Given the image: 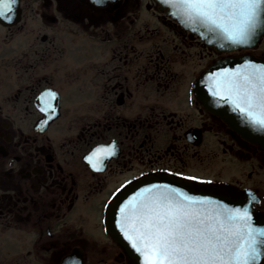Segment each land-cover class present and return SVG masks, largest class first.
<instances>
[{
	"label": "flooded vegetation",
	"instance_id": "obj_1",
	"mask_svg": "<svg viewBox=\"0 0 264 264\" xmlns=\"http://www.w3.org/2000/svg\"><path fill=\"white\" fill-rule=\"evenodd\" d=\"M13 7L0 18V264H138L109 212L161 177L247 194L264 215V145L196 89L220 57L264 60L263 39L217 49L161 0ZM112 145L94 170L87 157Z\"/></svg>",
	"mask_w": 264,
	"mask_h": 264
},
{
	"label": "snow or ice",
	"instance_id": "obj_2",
	"mask_svg": "<svg viewBox=\"0 0 264 264\" xmlns=\"http://www.w3.org/2000/svg\"><path fill=\"white\" fill-rule=\"evenodd\" d=\"M165 2L187 21L219 30L233 44L249 43L264 14V0ZM15 3L16 0H0V18L10 19ZM221 87L228 95L220 94ZM45 95L55 98L56 93ZM212 95L234 104L254 125L264 128V65L251 66L244 73L226 74L223 81L216 82ZM114 149L115 145L97 148L87 160L94 170L100 171L94 158L100 153L114 155ZM155 187L154 195L139 200L134 197L129 202L131 208L122 228L132 247L149 257L145 264H258V258L264 255L259 250L264 244V229L254 234L248 228L246 209H229L219 204L208 209L205 205L215 202L196 199L175 188Z\"/></svg>",
	"mask_w": 264,
	"mask_h": 264
},
{
	"label": "water",
	"instance_id": "obj_3",
	"mask_svg": "<svg viewBox=\"0 0 264 264\" xmlns=\"http://www.w3.org/2000/svg\"><path fill=\"white\" fill-rule=\"evenodd\" d=\"M161 3L164 6L169 7L170 11L176 13H170L172 17L176 18L186 28L196 32L202 40L215 46L217 49L230 51L238 48H253L260 42L264 35V14H262L261 22L257 31L249 43L233 44L226 40L219 30L212 31L206 24H193L187 21L186 17L178 14L177 9L166 3L165 0H161ZM252 57V55H241L226 56L217 59L199 76L196 82V89L199 99L206 106L210 107L214 112L222 116L230 125L242 132L244 136L261 142L264 145V128L255 127V125L244 114L235 108L234 104L220 99L219 96L212 95V91L215 90L216 82L218 80L223 81L226 74L231 75L236 72L244 73L246 70L250 71L251 66L259 67L264 65V60H255ZM246 66L248 67L246 68ZM220 94L228 95L223 87H221ZM143 183L144 182H140L136 185L137 188L140 187L139 192H136V195L134 196L138 200L157 191L156 188H151L153 189V192H145L147 186ZM141 186H145V188L142 190ZM151 186L153 185L151 184L150 187ZM159 186L161 190L167 186L168 188H175L179 190V192L186 193L196 199L215 202V204L205 205L208 209L215 208L216 204L226 206L229 209H246L248 212V228L251 229L254 234L264 229V215L255 210L253 203L247 194L222 191L208 185L183 182L168 177H161V184ZM130 195L127 196V192L121 195V198L110 209L109 218L112 223V231L118 236L119 241L130 251V254L138 262V264H145L149 257L137 252L132 247L131 242L125 238L124 232L122 231V228H124L126 223V216L131 208L129 202L133 200ZM126 205L129 207L125 209L124 213H122L121 209L125 208ZM259 250L264 252V244L260 246ZM258 264H264V255H261L258 258Z\"/></svg>",
	"mask_w": 264,
	"mask_h": 264
},
{
	"label": "rangeland",
	"instance_id": "obj_4",
	"mask_svg": "<svg viewBox=\"0 0 264 264\" xmlns=\"http://www.w3.org/2000/svg\"><path fill=\"white\" fill-rule=\"evenodd\" d=\"M168 32H164V34H167ZM157 40H161V39H157ZM261 48L262 49H264V38H263V41H262V46H261ZM199 50V49H198ZM261 51V49L260 50H258L257 52H260ZM198 58H199V53H198ZM206 62H207V60H198V69H201V68H203L204 66H205V64H206Z\"/></svg>",
	"mask_w": 264,
	"mask_h": 264
}]
</instances>
